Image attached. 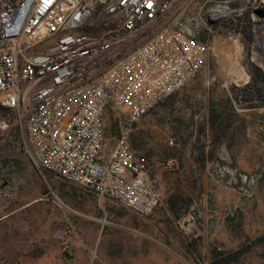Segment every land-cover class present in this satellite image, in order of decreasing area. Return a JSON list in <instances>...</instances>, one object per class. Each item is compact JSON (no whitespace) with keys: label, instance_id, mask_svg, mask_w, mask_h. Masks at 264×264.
Here are the masks:
<instances>
[{"label":"built area","instance_id":"1","mask_svg":"<svg viewBox=\"0 0 264 264\" xmlns=\"http://www.w3.org/2000/svg\"><path fill=\"white\" fill-rule=\"evenodd\" d=\"M220 24L249 28L264 64V0H0V137L39 171L151 214L166 192L133 126L200 72ZM107 111L118 133L104 155Z\"/></svg>","mask_w":264,"mask_h":264},{"label":"rangeland","instance_id":"2","mask_svg":"<svg viewBox=\"0 0 264 264\" xmlns=\"http://www.w3.org/2000/svg\"><path fill=\"white\" fill-rule=\"evenodd\" d=\"M252 37L249 28L237 34L233 24L215 26L200 72L133 126L130 142L137 154L154 172L163 167L168 177V182L160 178L164 199L173 188L193 192L186 211L193 204L195 220L185 223L195 234L168 244L178 251L165 249L163 264L169 257H174L170 264H264V64L251 52ZM117 133L114 115L107 111L104 155ZM168 158L177 160L172 169L163 166ZM76 188L82 192L74 182L39 171L24 150L0 137V192ZM63 207L60 222L47 221L43 214V223L60 225L54 237L66 249L67 239L80 237V231ZM244 246L237 258L218 263L220 255Z\"/></svg>","mask_w":264,"mask_h":264},{"label":"crops","instance_id":"3","mask_svg":"<svg viewBox=\"0 0 264 264\" xmlns=\"http://www.w3.org/2000/svg\"><path fill=\"white\" fill-rule=\"evenodd\" d=\"M157 170L167 181L163 167ZM80 189L0 192V264H163L165 249L178 251L168 244L195 234L184 219L193 192L173 188L145 216L117 200ZM61 204L80 231V237L67 239L66 249L54 237L60 225L43 223V214L47 221L60 222ZM173 260L169 257L168 264Z\"/></svg>","mask_w":264,"mask_h":264},{"label":"trees","instance_id":"4","mask_svg":"<svg viewBox=\"0 0 264 264\" xmlns=\"http://www.w3.org/2000/svg\"><path fill=\"white\" fill-rule=\"evenodd\" d=\"M213 119V117H212ZM117 131H118V128H117ZM264 236V235H263ZM262 237V236H261ZM247 249L246 246L244 247H239L237 249H235L234 251L232 252H229L225 255H220L219 253H221V250H215V254L216 256L220 255L221 258H219L217 261L218 263L219 262H222V261H225L227 259H232V258H237L242 252H244L245 250Z\"/></svg>","mask_w":264,"mask_h":264},{"label":"bare ground","instance_id":"5","mask_svg":"<svg viewBox=\"0 0 264 264\" xmlns=\"http://www.w3.org/2000/svg\"><path fill=\"white\" fill-rule=\"evenodd\" d=\"M233 37V36H232ZM234 39H233V41H235V47H238V40L235 38V37H233ZM234 50V49H233ZM235 52V51H234ZM234 68V67H233ZM234 71H236V68H234L233 69ZM231 72V71H230ZM235 73V72H234Z\"/></svg>","mask_w":264,"mask_h":264}]
</instances>
